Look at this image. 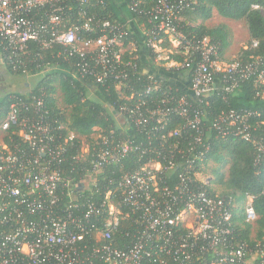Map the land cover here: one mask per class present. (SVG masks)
Masks as SVG:
<instances>
[{
  "label": "built area",
  "instance_id": "built-area-1",
  "mask_svg": "<svg viewBox=\"0 0 264 264\" xmlns=\"http://www.w3.org/2000/svg\"><path fill=\"white\" fill-rule=\"evenodd\" d=\"M143 1L128 8L149 17L146 47L164 67L162 75L186 71L197 107L214 91L216 75L228 92L254 73L252 64L237 58L224 62L211 38L184 33L181 12L196 0H151L147 12L140 8ZM74 3L104 5L0 0V49L11 50L0 60L24 54L30 42L40 50L62 48L76 60L72 75L113 86L120 128L135 132L119 138L96 128L92 145L82 138L77 148V136L63 132L64 123L50 115L41 96L10 94L0 106V264H264V242L235 241L233 199L220 197L204 175L211 144L202 112L178 88L139 66L136 43L126 44V26L88 15ZM163 46L173 50L167 66L159 56ZM52 69L46 65L40 74ZM257 73L264 84V68ZM257 96L264 99V89ZM251 116L222 113L211 128L224 136L232 127L235 136L256 146L258 162L263 147L253 133L260 121L250 123ZM129 155L134 166L94 198L100 192L95 177ZM79 162L75 181L69 173ZM252 201L244 196V220L254 225Z\"/></svg>",
  "mask_w": 264,
  "mask_h": 264
},
{
  "label": "trees",
  "instance_id": "trees-1",
  "mask_svg": "<svg viewBox=\"0 0 264 264\" xmlns=\"http://www.w3.org/2000/svg\"><path fill=\"white\" fill-rule=\"evenodd\" d=\"M103 1V6L90 3L91 7L86 8L85 5L74 3L73 7L85 10L88 15L92 14L97 18L126 26L130 32L126 44L130 40L136 43L135 54L139 57V66L162 78L164 85L178 88L179 93L186 94L194 107H197L188 91L189 77L186 71L182 70L181 73L174 72V74L166 72L162 75L164 67L154 62L155 55L145 45L148 37L145 32L150 27L149 17L143 13L132 12L128 8V4L133 0ZM152 5L151 0H144L140 3V8L147 12ZM253 5H257L259 9H253ZM214 12L225 19L245 22L249 43L245 49L240 50L236 58L244 64H252L255 71L248 78L239 81L237 86L228 92L224 90L225 84L221 75H216L214 91L204 97L202 103L198 105L197 108L203 114L206 141L211 144L204 167L208 168L209 163L216 167L212 171L213 183L222 189L220 193H216L220 197L233 199L231 212L235 224V241L244 242L250 246L255 241L264 242V99L257 96V92L264 89V84L257 79V72L264 68V0H196L195 5L181 12L183 20L181 26L184 33L196 39L211 38L219 44L221 55L222 46L226 41L225 28L222 26L209 28L204 25ZM252 41H257L256 47L251 45ZM10 53L11 50L0 49L2 57ZM178 60L181 59L178 58ZM75 62L74 58L65 56L60 47L40 50L36 43L30 42L24 54L14 56L11 60L4 58L3 66L9 74L15 76H33L40 74L46 65L55 67L39 75L30 94L43 98L50 115L64 123L63 132L72 131L77 136L75 140L77 148L80 147L82 138L92 145L94 141L92 135L96 128L104 134L114 131L115 137L119 138H125L135 132L134 128H127L128 130L120 128V120L115 116V104L117 105L119 96L113 86L95 85L91 77L81 78L78 73L72 75L76 70ZM134 86L138 89L140 85L135 83ZM126 93L128 94L129 91ZM9 95L3 94L0 97V106L8 104ZM58 95L63 109L68 111L67 115L59 109ZM230 111L240 114L251 113L250 123L260 121L256 132L253 133L255 138L261 140L263 147L258 162H256L258 157L256 146L252 142H245L235 136L232 127L228 128L230 133L224 136L211 128V123L222 113L227 114ZM225 126L222 124L221 128ZM135 141L138 142L140 139L136 138ZM133 164H135V157L129 155L107 165L95 177L100 192L94 194V198L104 196V192L113 188L120 176L130 170ZM81 166L80 162L73 163L74 169L69 176H72L75 181L80 179ZM245 195L253 198L252 204L257 215L254 225L244 220ZM118 240V245L121 246L120 239Z\"/></svg>",
  "mask_w": 264,
  "mask_h": 264
},
{
  "label": "rangeland",
  "instance_id": "rangeland-1",
  "mask_svg": "<svg viewBox=\"0 0 264 264\" xmlns=\"http://www.w3.org/2000/svg\"><path fill=\"white\" fill-rule=\"evenodd\" d=\"M209 28L215 27H224L226 41L222 46L221 50V59L224 62H229L230 60L237 57L241 49L247 47L249 43V34L247 27L244 21H234L220 17L217 13H213L212 17L204 22ZM164 45V44H163ZM173 53V50L169 47H162V51H159V56L162 61H166L164 64H167L171 61L169 56ZM168 58V60H167ZM170 64V63H169ZM168 64V65H169ZM2 62L0 60V97L3 94H12L28 91L35 86V83L39 79V75H24V76H15L9 74L7 71L2 70ZM57 102L59 109L65 114H68V111L63 109L61 104L60 96H57ZM96 136V133H93L92 137ZM216 167L212 163H209L208 168L204 170V175L206 177L212 178L214 180L213 170ZM212 172V173H211ZM215 191L220 193L221 188L213 184Z\"/></svg>",
  "mask_w": 264,
  "mask_h": 264
},
{
  "label": "crops",
  "instance_id": "crops-1",
  "mask_svg": "<svg viewBox=\"0 0 264 264\" xmlns=\"http://www.w3.org/2000/svg\"><path fill=\"white\" fill-rule=\"evenodd\" d=\"M183 21V20H182ZM2 70H5L6 71V69L4 68V66H2ZM38 75H40V74H38ZM18 77V76H17ZM39 77V76H38ZM31 89H29L28 91H25V92H20V93H27V92H29Z\"/></svg>",
  "mask_w": 264,
  "mask_h": 264
}]
</instances>
